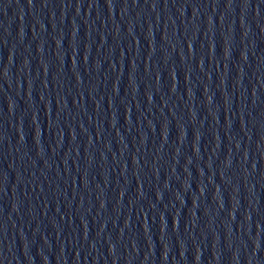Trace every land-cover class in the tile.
Instances as JSON below:
<instances>
[{
  "label": "water",
  "instance_id": "water-1",
  "mask_svg": "<svg viewBox=\"0 0 264 264\" xmlns=\"http://www.w3.org/2000/svg\"><path fill=\"white\" fill-rule=\"evenodd\" d=\"M0 264H264V0H0Z\"/></svg>",
  "mask_w": 264,
  "mask_h": 264
}]
</instances>
